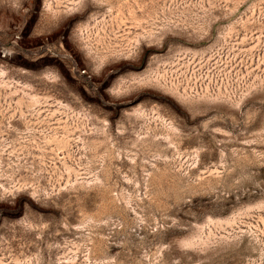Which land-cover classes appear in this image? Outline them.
<instances>
[{"label": "rangeland", "instance_id": "1", "mask_svg": "<svg viewBox=\"0 0 264 264\" xmlns=\"http://www.w3.org/2000/svg\"><path fill=\"white\" fill-rule=\"evenodd\" d=\"M0 264H264V0H0Z\"/></svg>", "mask_w": 264, "mask_h": 264}]
</instances>
